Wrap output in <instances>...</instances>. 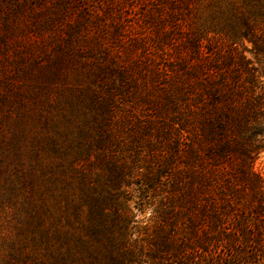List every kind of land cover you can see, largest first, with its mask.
<instances>
[{"label": "trees", "instance_id": "1", "mask_svg": "<svg viewBox=\"0 0 264 264\" xmlns=\"http://www.w3.org/2000/svg\"><path fill=\"white\" fill-rule=\"evenodd\" d=\"M136 2L146 34L110 1L2 103L29 144H0V210L32 264H264V0H207L209 30L197 0Z\"/></svg>", "mask_w": 264, "mask_h": 264}, {"label": "rangeland", "instance_id": "2", "mask_svg": "<svg viewBox=\"0 0 264 264\" xmlns=\"http://www.w3.org/2000/svg\"><path fill=\"white\" fill-rule=\"evenodd\" d=\"M61 0H0V144H29L28 139L19 142L12 139L13 127L10 125L15 119V111L8 109L4 100L15 98L16 101L26 103L27 97L24 86L35 82L38 69L47 65L49 58L58 50V46L67 36L66 26L74 19L82 18L84 33L91 35L93 30L89 21L96 14H104L106 5L112 2L113 18L126 25L130 37L135 34H146L147 28L134 19L142 6L136 0L125 1L120 14L117 15L119 0H67V14L60 16L58 5ZM207 0H197L202 19L195 24L205 26V13L202 5ZM233 1L239 4V0ZM149 6H146V9ZM58 10V11H57ZM65 17V18H64ZM194 22L193 15L191 16ZM194 24V25H195ZM230 42L240 44L237 37L229 36ZM246 44V43H245ZM249 46V45H247ZM9 122H6L8 121ZM12 139V140H11ZM11 140V143H10ZM254 171L261 177L264 188V151L260 152L253 163ZM129 203L131 216L139 220H146L148 213L138 214ZM9 214L0 210V264H32L28 252L38 247L33 246L31 235L27 230L12 227L7 224ZM141 227L145 223L140 224ZM107 263V262H106Z\"/></svg>", "mask_w": 264, "mask_h": 264}]
</instances>
